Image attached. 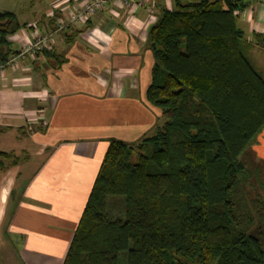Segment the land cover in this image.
<instances>
[{
  "label": "trees",
  "instance_id": "trees-1",
  "mask_svg": "<svg viewBox=\"0 0 264 264\" xmlns=\"http://www.w3.org/2000/svg\"><path fill=\"white\" fill-rule=\"evenodd\" d=\"M246 6L161 9L146 90L159 122L135 143L108 140L62 264H264L262 169L245 162L264 129V78L242 52ZM23 28L0 12V64ZM16 163L0 151V172Z\"/></svg>",
  "mask_w": 264,
  "mask_h": 264
},
{
  "label": "crops",
  "instance_id": "crops-1",
  "mask_svg": "<svg viewBox=\"0 0 264 264\" xmlns=\"http://www.w3.org/2000/svg\"><path fill=\"white\" fill-rule=\"evenodd\" d=\"M83 1L38 0L24 18L0 10L25 26L7 58L31 39L35 24L50 33ZM134 1L143 5L132 12L111 3L54 33L45 55L3 69L0 151L17 163L0 172V264H62L108 140L135 143L159 122L160 110L146 100L153 66L147 35L173 0ZM245 2L236 19L242 52L264 72V0ZM252 151L264 159V129Z\"/></svg>",
  "mask_w": 264,
  "mask_h": 264
},
{
  "label": "built area",
  "instance_id": "built-area-1",
  "mask_svg": "<svg viewBox=\"0 0 264 264\" xmlns=\"http://www.w3.org/2000/svg\"><path fill=\"white\" fill-rule=\"evenodd\" d=\"M111 3H117L120 8L132 9V12L143 5L134 0H85L76 9L70 12L64 19L55 21L53 31L44 33L40 30L39 25L33 26L32 37L20 46V48L11 55L4 64H0V75L5 67H16L23 59H37L42 54L45 45L49 42L54 33H62L66 27L77 26L86 23L92 17L96 16L101 10ZM13 37V36H12ZM10 37V40L13 38Z\"/></svg>",
  "mask_w": 264,
  "mask_h": 264
},
{
  "label": "rangeland",
  "instance_id": "rangeland-1",
  "mask_svg": "<svg viewBox=\"0 0 264 264\" xmlns=\"http://www.w3.org/2000/svg\"><path fill=\"white\" fill-rule=\"evenodd\" d=\"M37 3H38V0H0V10L12 11V12L16 13L20 18H24V16H27L28 14H32V12H35L34 7H36ZM29 9H31V10H29ZM48 10H50L49 6L45 10V12H47ZM158 14H160V12ZM30 16H32V15H30ZM249 62L251 63L253 68L260 75L264 74V72L261 71V69H260L261 65L257 64L258 62L256 63L251 59ZM251 147H252V145L249 146L247 149V155H246L245 162L249 165V167H251V169L254 168L255 164L251 165V164H249L250 162L254 161L257 164H260L261 169H262L261 172L263 175L262 179L264 180V159L261 158V160H260L259 158L255 157L254 152L252 151ZM255 194H257V198H258L259 203H260V206L258 205V207H262L261 209H259V214H261V213L264 214V189L262 191H260V193H255Z\"/></svg>",
  "mask_w": 264,
  "mask_h": 264
}]
</instances>
